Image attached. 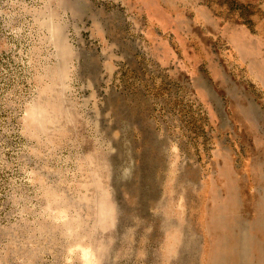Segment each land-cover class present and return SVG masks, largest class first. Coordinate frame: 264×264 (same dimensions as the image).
<instances>
[{
    "label": "rangeland",
    "instance_id": "rangeland-1",
    "mask_svg": "<svg viewBox=\"0 0 264 264\" xmlns=\"http://www.w3.org/2000/svg\"><path fill=\"white\" fill-rule=\"evenodd\" d=\"M151 1L0 0V264H208L226 158L256 198L264 0Z\"/></svg>",
    "mask_w": 264,
    "mask_h": 264
},
{
    "label": "bare ground",
    "instance_id": "bare-ground-1",
    "mask_svg": "<svg viewBox=\"0 0 264 264\" xmlns=\"http://www.w3.org/2000/svg\"><path fill=\"white\" fill-rule=\"evenodd\" d=\"M200 11L206 16L205 10L201 9ZM206 17L210 20V14ZM212 26L214 29L222 30L228 36L234 35L232 39L236 43V38L240 40L243 38V45L249 50L255 51V42L245 33L236 36L238 30L235 27L224 26V24L220 22H216L215 25ZM237 107H241V119L243 120L247 131L255 130L259 128L261 124H264V116L261 112H258L255 102L252 101L248 107L237 103L236 108ZM221 115H223L222 111ZM151 154L153 153L144 149L140 155V161L143 162L146 159H150L149 156ZM252 167L257 175L255 190L256 198H253V200L251 198L247 199L244 196L243 184L241 183V185L236 179L238 173L237 168L232 164L230 157L226 158L225 163L221 168L220 174L229 177L230 180L225 183V185L215 184L214 200L216 205L208 210L212 215L211 229L217 232V234L213 236V245L208 264H264V242L262 240L264 238L263 155L260 156L257 154ZM185 168L182 180L184 181L186 189V200L190 201L196 171L190 169L188 166ZM253 212H255V215ZM182 252L185 253L188 252V250L184 248ZM183 264L188 263L184 262Z\"/></svg>",
    "mask_w": 264,
    "mask_h": 264
},
{
    "label": "crops",
    "instance_id": "crops-1",
    "mask_svg": "<svg viewBox=\"0 0 264 264\" xmlns=\"http://www.w3.org/2000/svg\"><path fill=\"white\" fill-rule=\"evenodd\" d=\"M149 5L152 17L156 16L155 18L162 24V27L169 30V26L166 25V23L169 25V0H153Z\"/></svg>",
    "mask_w": 264,
    "mask_h": 264
}]
</instances>
